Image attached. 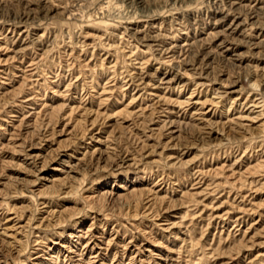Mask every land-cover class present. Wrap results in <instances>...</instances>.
I'll return each mask as SVG.
<instances>
[{"label": "rangeland", "instance_id": "1", "mask_svg": "<svg viewBox=\"0 0 264 264\" xmlns=\"http://www.w3.org/2000/svg\"><path fill=\"white\" fill-rule=\"evenodd\" d=\"M0 264H264V0H0Z\"/></svg>", "mask_w": 264, "mask_h": 264}]
</instances>
